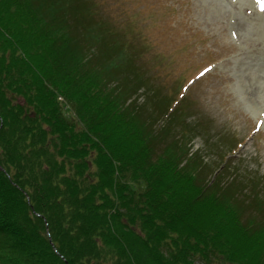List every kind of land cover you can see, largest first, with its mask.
Masks as SVG:
<instances>
[{
  "label": "trees",
  "instance_id": "1",
  "mask_svg": "<svg viewBox=\"0 0 264 264\" xmlns=\"http://www.w3.org/2000/svg\"><path fill=\"white\" fill-rule=\"evenodd\" d=\"M76 1L0 0V264H264V198L195 177L137 112L135 55L84 44L113 29L93 0L67 29Z\"/></svg>",
  "mask_w": 264,
  "mask_h": 264
},
{
  "label": "rangeland",
  "instance_id": "2",
  "mask_svg": "<svg viewBox=\"0 0 264 264\" xmlns=\"http://www.w3.org/2000/svg\"><path fill=\"white\" fill-rule=\"evenodd\" d=\"M82 1L67 22L79 40L88 3ZM93 1L96 16L113 29L84 44L93 46L105 35L115 51L128 47L135 55L122 78L135 68L144 73L145 89L132 94L143 122L168 129L167 140L187 142L200 182L234 184L246 201L254 191L264 198V11L248 13L236 3L241 0ZM98 49L103 59L116 58L110 49L94 46L95 59ZM168 102L172 112L161 113ZM183 133L188 137L181 141ZM166 143L162 137L160 146ZM254 213L251 205L244 211Z\"/></svg>",
  "mask_w": 264,
  "mask_h": 264
},
{
  "label": "bare ground",
  "instance_id": "3",
  "mask_svg": "<svg viewBox=\"0 0 264 264\" xmlns=\"http://www.w3.org/2000/svg\"><path fill=\"white\" fill-rule=\"evenodd\" d=\"M259 0H241V2H236L237 4H240L241 6L243 5V7L245 6V11L248 13H251L253 15H258L261 16L262 15V11L260 10V8L257 6V2ZM235 4V5H237ZM261 24L263 26V30H264V17L261 20ZM240 25V23L238 24ZM244 25V24H243ZM264 77V76H262ZM261 77V80H263ZM261 107H264V103L262 102ZM264 111V110H263Z\"/></svg>",
  "mask_w": 264,
  "mask_h": 264
},
{
  "label": "snow or ice",
  "instance_id": "4",
  "mask_svg": "<svg viewBox=\"0 0 264 264\" xmlns=\"http://www.w3.org/2000/svg\"><path fill=\"white\" fill-rule=\"evenodd\" d=\"M260 3V10L264 11V0H259Z\"/></svg>",
  "mask_w": 264,
  "mask_h": 264
}]
</instances>
